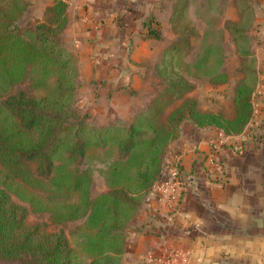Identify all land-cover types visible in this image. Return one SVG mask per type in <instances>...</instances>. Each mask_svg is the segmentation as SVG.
Masks as SVG:
<instances>
[{
	"label": "trees",
	"instance_id": "16d2710c",
	"mask_svg": "<svg viewBox=\"0 0 264 264\" xmlns=\"http://www.w3.org/2000/svg\"><path fill=\"white\" fill-rule=\"evenodd\" d=\"M183 5L176 1L173 25ZM66 6L64 0H54L46 22L23 28L18 19L25 2L0 0V257H22V264H74L77 254L61 231L28 223L27 208L13 198L15 194L33 210L48 211L53 222L85 216L82 250L92 256L90 264H119L126 226L159 178L166 148L178 137L181 121L187 118L195 127L239 133L252 116L256 77L245 76L237 83L230 118L199 110L193 99L164 115L165 108L190 88L175 58L180 45L173 42L156 65L166 84L147 108L127 125H96L75 105L78 64L59 36L68 22ZM153 21L149 17L145 22L148 35L159 37ZM234 29L242 32L243 27ZM208 53L209 48L194 65L208 60ZM211 67L208 64L203 72L210 75ZM24 80L46 90L39 95L14 91ZM112 146L119 157L109 160L104 170L111 188L91 197L90 175L74 162L91 149Z\"/></svg>",
	"mask_w": 264,
	"mask_h": 264
},
{
	"label": "crops",
	"instance_id": "0c3cea01",
	"mask_svg": "<svg viewBox=\"0 0 264 264\" xmlns=\"http://www.w3.org/2000/svg\"><path fill=\"white\" fill-rule=\"evenodd\" d=\"M174 1L75 0L68 6L65 33L77 46L79 83L98 89L91 99L94 123L129 120L154 95L153 56L164 45L146 37L143 21L154 16L164 23ZM255 4L260 40L250 120L239 133L224 132L221 147L211 140L217 132L202 128L167 146L163 165L180 156L189 180L183 199L173 208L152 196L142 201L126 226L119 264H159L155 256L166 243L187 249L197 264H264V0ZM211 156L222 160V179Z\"/></svg>",
	"mask_w": 264,
	"mask_h": 264
},
{
	"label": "rangeland",
	"instance_id": "374dc122",
	"mask_svg": "<svg viewBox=\"0 0 264 264\" xmlns=\"http://www.w3.org/2000/svg\"><path fill=\"white\" fill-rule=\"evenodd\" d=\"M23 1L25 2V8L18 19V25L20 27L33 28L38 23L46 22L49 19L51 15L50 7L54 0ZM176 1L178 0L174 1V7ZM179 1H183L184 9L182 16H180L177 21V25H173V21L170 18L168 20L164 19V23H162L161 20H158L154 16H148L143 21V25L146 29V37L153 38L155 42H159V45H164L159 55L156 54L153 56V60L157 59L150 76V89L152 93L154 92V95L150 101L129 118V120H122L119 116H114L113 119L107 123L118 122L127 125L139 111L147 108L152 99L164 88L166 82L156 72V65L161 58L163 49L173 42L180 45L179 51L175 53V58L176 61H179L181 67L180 73L183 78H185L188 85H190V88L185 91L181 98L174 99L165 108L164 115L169 110L179 105L183 100L193 99L196 108L199 110L211 111L230 118L235 113L233 98L237 83L241 79H244L245 76L249 80L255 77L257 79L255 46L256 43L259 42L260 37L254 25L257 8L255 4L256 0ZM67 9L68 5L66 6L68 15ZM149 17L154 18L152 24L160 31L159 37L148 35L145 22ZM242 18L243 20H241ZM238 26L243 27L242 32H238L234 29V27ZM65 28L59 33L60 41L76 57L78 64L76 55L77 46L72 40L67 42V38L70 36H67L65 33ZM243 33L246 34L244 35ZM240 34L245 38H240ZM245 47L248 49V53H244L246 50ZM208 48V60L200 61L198 66L194 65ZM208 64L212 66V73H210V75L203 72L204 69H207L206 66ZM79 79L78 74L77 87L75 90V105L77 111L80 115L85 114V120L94 123L91 119L93 113L91 109L93 106L91 99L98 96V89H96L95 84L79 83ZM53 80L54 76L50 78L47 87L52 84ZM94 82L96 83L97 81ZM252 87L255 89V84H253ZM20 89L34 95L42 94L46 90V88H32L29 86V82L25 80L16 85L14 91ZM148 91L150 92V90ZM87 98H89L88 103L85 102ZM96 116L97 115L94 117ZM94 124L103 125L98 123ZM196 128L215 130L217 134L215 137L211 138V140L217 139L220 147L227 141L224 137V131L220 127H195L187 118L181 121L179 135L182 132H188ZM118 157L119 155L115 146L109 148L96 147L75 160L74 166L79 170H86L90 175L91 197L111 188L108 185L104 170L109 160L111 161ZM216 158L211 156L210 160L215 162ZM219 177L222 179L223 174H220ZM12 196L18 203L27 208L26 220L28 223H44L47 228L59 230L66 236L69 245L77 252L74 264H90L92 256L82 250V243L87 233L83 225L85 216L68 219L62 222H53L48 211L33 210L28 201L21 200L15 194ZM23 260L24 258L22 257L15 259L0 257V264H22Z\"/></svg>",
	"mask_w": 264,
	"mask_h": 264
},
{
	"label": "built area",
	"instance_id": "2783aa9c",
	"mask_svg": "<svg viewBox=\"0 0 264 264\" xmlns=\"http://www.w3.org/2000/svg\"><path fill=\"white\" fill-rule=\"evenodd\" d=\"M69 6L75 0H64ZM217 173L222 174L224 165L220 160L214 162ZM189 180L182 172L181 157L178 156L171 163L163 165L159 178L150 187L148 196L156 198L159 202L167 204L171 208L180 204L183 194L187 189ZM159 264H197L193 261L190 252L171 243L163 245V249L155 256Z\"/></svg>",
	"mask_w": 264,
	"mask_h": 264
},
{
	"label": "water",
	"instance_id": "95a60500",
	"mask_svg": "<svg viewBox=\"0 0 264 264\" xmlns=\"http://www.w3.org/2000/svg\"><path fill=\"white\" fill-rule=\"evenodd\" d=\"M214 264L216 263V262H213Z\"/></svg>",
	"mask_w": 264,
	"mask_h": 264
}]
</instances>
